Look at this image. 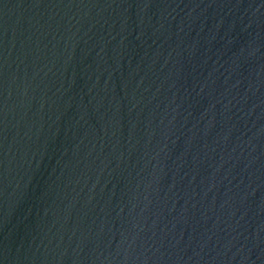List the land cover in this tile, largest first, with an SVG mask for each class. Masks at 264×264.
Wrapping results in <instances>:
<instances>
[{"label": "water", "instance_id": "95a60500", "mask_svg": "<svg viewBox=\"0 0 264 264\" xmlns=\"http://www.w3.org/2000/svg\"><path fill=\"white\" fill-rule=\"evenodd\" d=\"M0 264H264V0H0Z\"/></svg>", "mask_w": 264, "mask_h": 264}]
</instances>
